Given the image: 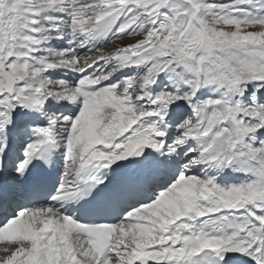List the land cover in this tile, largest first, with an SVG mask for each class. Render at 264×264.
Here are the masks:
<instances>
[{
	"label": "snow or ice",
	"instance_id": "snow-or-ice-1",
	"mask_svg": "<svg viewBox=\"0 0 264 264\" xmlns=\"http://www.w3.org/2000/svg\"><path fill=\"white\" fill-rule=\"evenodd\" d=\"M0 264H264V0H0Z\"/></svg>",
	"mask_w": 264,
	"mask_h": 264
}]
</instances>
